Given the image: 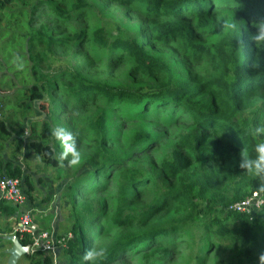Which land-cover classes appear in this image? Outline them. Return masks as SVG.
Listing matches in <instances>:
<instances>
[{
  "label": "trees",
  "instance_id": "16d2710c",
  "mask_svg": "<svg viewBox=\"0 0 264 264\" xmlns=\"http://www.w3.org/2000/svg\"><path fill=\"white\" fill-rule=\"evenodd\" d=\"M91 1L0 0V151L14 149L0 166L1 175L23 180L32 199L30 177L12 159L26 141L53 169L55 180H68L62 194L70 205L73 239L63 253L65 264H84L85 247L93 249L111 224L120 234L104 249L99 264H175L180 257L186 258L182 264H204L214 251L224 253L218 264H260L264 205L250 214L230 207L255 192L258 184L239 161L243 151H251L245 129L264 121V49H257L251 39L258 31L256 24L264 21V0H105L100 7ZM114 5L129 8L133 15L132 6L143 7L146 14L139 16L138 26L145 27L149 37L142 40L140 31L121 19L115 27L102 26L100 22L113 14L107 8ZM218 7L224 15L221 23H217ZM232 19L240 31L231 37L227 25ZM176 39L195 63L205 55L215 62L214 72L201 85L203 92H194L191 82L175 76L169 64L147 48H162ZM87 43L103 48L108 64L119 65L130 57L133 69L148 80L127 87L108 84L99 75L88 77L79 60ZM246 44L250 56L244 55ZM90 56L94 55L88 52V63H93ZM9 90H14L11 95L5 93ZM99 98L106 100V107H137L152 101L148 105L154 114L170 110L175 103L194 115L197 128L172 143L168 158L153 167L162 172L155 178L152 166H135L139 157L114 152L119 135L110 128L107 109L92 116L87 112L69 116L66 124L57 116ZM58 125L73 126L83 150V162L71 176L66 175L67 163L60 159L59 145L50 135ZM19 127L30 131L27 139L16 140ZM151 138L149 131L139 130L133 145L141 147L154 141ZM128 158H132L130 166ZM151 192L150 209L156 206V214L162 216L147 217V208L133 215L135 200ZM110 201H116L111 215ZM0 212L17 217L20 208L2 200ZM92 220L98 227L93 236L88 225ZM16 234L23 246L30 243L27 236ZM27 256L36 261L35 256ZM50 261L47 257L44 263Z\"/></svg>",
  "mask_w": 264,
  "mask_h": 264
},
{
  "label": "rangeland",
  "instance_id": "374dc122",
  "mask_svg": "<svg viewBox=\"0 0 264 264\" xmlns=\"http://www.w3.org/2000/svg\"><path fill=\"white\" fill-rule=\"evenodd\" d=\"M104 1L105 0H92L91 4H94L96 7H100L104 4ZM132 7V12L136 15L131 14L129 8L122 9V7L118 5L108 7L107 9L112 11L114 15L112 13L107 15L100 22V24L104 27V24H109V28H112L115 27V24L118 23L121 19L123 24L133 25L136 31H140L141 39L146 40L149 35L144 32L145 27L141 28L140 26H138V22L140 21L139 16H142V14L145 15L146 12L144 11L143 7H139L138 5ZM216 12L218 13L217 23H221L224 19L222 8L218 7ZM120 13H122V16L120 15ZM83 14H85L86 16L89 15V13H82V15ZM112 34H116V31L112 30ZM248 43L251 49L250 41ZM86 46L87 49L82 50L79 60L82 64L81 68L85 72L84 74H88V77L93 79L96 75H99L101 77V80L106 81L108 84H118L127 87H129V85L136 83L139 84L148 80L146 76L133 69V60L130 59V57H128L127 61L125 62L122 59L119 65L115 62H110V64H108V60L104 59L103 57L105 54L103 48H99L96 44L93 43H87ZM147 48L152 49L153 52L162 57L164 61L169 64L175 76L191 82V85L195 88L194 92H196L197 90H199L198 93L203 92V89H201L202 83L209 76H211V73L215 70V62L211 57L207 55L203 56L200 63H195L194 58L183 52V48L179 39H176L171 44L162 48H152L150 45H148ZM88 52L94 55L90 56V59L94 61L93 63H88ZM243 52L245 56L251 55L247 44L246 48L243 49ZM13 91L14 90H9L5 93L11 95ZM97 101L98 102L95 103L90 102L91 104L82 106L81 109L79 108L76 110H64L63 112L61 111L65 115L57 114V116L62 123L66 124V119H69V116H74L75 118H77L76 116H78L79 114H82L84 116L87 115L85 114L86 112L92 116L102 108L107 109L109 111L108 119L110 120V128L116 129L118 131L117 134L119 135V141L117 143H114L118 149H114V152L122 151L126 152L127 154L131 152V154H133L132 157H139L136 159L137 161L135 162V166L144 165L146 163L147 165L152 166V170L154 168H158L161 160L168 158L167 154L170 153L174 148V144L179 135L188 133L190 130H194L197 128V125L194 122V115L191 112H187L186 109L177 106L175 103L172 105V108L170 110H159L157 114H154L152 112L153 107L151 105H148L152 101L140 103L142 105H139L137 107H132L133 105L131 107H106V105L108 104L105 99L99 98ZM251 102L253 101H248L247 103L250 104ZM153 104L154 103H152V105ZM149 107L151 108L146 110L145 112L140 113L142 110H145ZM125 114H129L131 116V121H129L130 118L128 115L127 117L124 116ZM36 115L39 114L37 113ZM30 122L31 120L27 123L28 126H30ZM65 127L72 130L71 128L73 126L69 127L68 125H65ZM21 128L22 127L18 128L19 132L16 135V140L18 138H26L30 135V131H26ZM139 130L149 131L152 135V138L149 140L154 141L147 140L146 143H143L141 145V147H139V145H133V136ZM149 143L152 144L148 145ZM172 143L174 144L172 145ZM78 146L80 147V144H78ZM81 146L84 147L85 145L81 144ZM148 146H152V148L147 149L142 153V149H146ZM13 150L14 149L9 146L7 148H3L0 151V165L4 164V160L7 156L8 158L11 157ZM81 152L83 155L82 148ZM12 159L18 164L22 165V168L25 170L27 175H29L31 184L34 188L31 193L33 196L30 200V196L26 191V189H28V186L23 182V180L19 179V183L21 184L20 188L27 199V204H24L22 208L30 210L39 223H44L46 225V228L52 230V232H54L55 234L63 235L68 233V231L70 232L69 225L72 220L70 205L68 204L66 197H64L62 194L65 188L64 186L68 182V180L66 179L63 182H60V179L55 180L54 177L56 174L52 172L53 169L47 167L42 163L41 158L29 148L26 141L23 142L21 150L17 151L14 158ZM127 160V166H130L132 158H128ZM86 167V165L83 166L84 169H86ZM72 172H74V168L68 167L66 175L71 176ZM152 172L153 174H155V178L162 174V172L158 169H155ZM1 173L2 172L0 167V176ZM79 197L81 198V196ZM128 197L130 198L129 195L126 196V198ZM139 198L140 199H136L133 204V215H135L136 212H141L146 208L147 217L148 215H154L159 211L156 206L153 209H150V206H152L153 204L154 193L151 192L147 196H141ZM115 202L116 201L109 202V206L107 207L109 215H111V213L116 209ZM46 206L48 207V211H42L43 208L46 209ZM45 212H49L50 214L48 222L41 220L46 219L43 218L47 214ZM161 213L162 212L156 214V218L161 217ZM88 225L89 227L91 226L90 229L93 232V236L95 234V229L98 227L94 225L93 220L89 221ZM103 229L104 227L101 228V230ZM104 230L105 231L99 236V240L95 242L93 249H106L108 245L113 242L120 234V230L112 224L109 225V229ZM66 248L68 247H62L59 252V264H65L66 262L65 256L63 255ZM85 250L87 251L88 247H85ZM186 250L187 249L184 248L182 251ZM210 255L211 256L204 264H218L219 260L224 258V253H218L217 251H214ZM20 258L19 259L21 260V262L27 261L24 256H21ZM49 258L51 259L49 264H53V259L51 258V256H49ZM185 259L186 258L184 257H180L175 264H182L184 263ZM124 264L131 263L129 262Z\"/></svg>",
  "mask_w": 264,
  "mask_h": 264
},
{
  "label": "clouds",
  "instance_id": "9594fccd",
  "mask_svg": "<svg viewBox=\"0 0 264 264\" xmlns=\"http://www.w3.org/2000/svg\"><path fill=\"white\" fill-rule=\"evenodd\" d=\"M258 31L251 39L255 42L257 49H264V21L256 24ZM231 37L238 34L240 26L233 19L227 25ZM234 55L240 59L239 51L235 49ZM50 135L58 143L60 148V159L66 161L71 168L78 167L82 162L81 148L78 146L73 132L65 126L58 125L51 129ZM245 135L251 141V151H243L239 161V167L244 173L258 182L256 191L264 194V121H258L245 129ZM260 212V211H258ZM105 255L104 249H89L83 254L84 264H99ZM260 264H264V253L259 255Z\"/></svg>",
  "mask_w": 264,
  "mask_h": 264
},
{
  "label": "built area",
  "instance_id": "2783aa9c",
  "mask_svg": "<svg viewBox=\"0 0 264 264\" xmlns=\"http://www.w3.org/2000/svg\"><path fill=\"white\" fill-rule=\"evenodd\" d=\"M20 186L18 178L0 176V201L4 200L20 208L15 233H19L21 237L27 236L30 239V243L26 245L27 255L51 256L53 264H59V252L62 247H67L68 242L73 239V234L72 232L63 235L55 234L52 230L39 223L30 210L22 208L26 204L27 199ZM263 205L264 194L255 191L240 203L231 206L230 209L250 214V212L260 209Z\"/></svg>",
  "mask_w": 264,
  "mask_h": 264
},
{
  "label": "crops",
  "instance_id": "0c3cea01",
  "mask_svg": "<svg viewBox=\"0 0 264 264\" xmlns=\"http://www.w3.org/2000/svg\"><path fill=\"white\" fill-rule=\"evenodd\" d=\"M1 166V165H0ZM42 211H48V207L46 206V209L43 208ZM47 213L43 218L46 219H41L42 221L48 222L49 220V212H45ZM17 219L18 216L16 218V216L13 215H7V214H3L0 212V264H8V260L10 257V249L13 246V242L10 239L12 236H17V234L15 233V228H16V224H17ZM44 226H46L44 223H41ZM49 224V223H47ZM56 229V228H54ZM27 261L21 262V258L18 259L17 264H45L44 261L47 257L49 256H45V255H37L34 257V259L36 261H33L30 257H28L27 255L24 256Z\"/></svg>",
  "mask_w": 264,
  "mask_h": 264
},
{
  "label": "water",
  "instance_id": "95a60500",
  "mask_svg": "<svg viewBox=\"0 0 264 264\" xmlns=\"http://www.w3.org/2000/svg\"><path fill=\"white\" fill-rule=\"evenodd\" d=\"M10 239L13 242V246L11 247L9 251L10 257L8 260V264H17L18 259L21 256L26 255V246H23L20 243L19 238L17 236H12Z\"/></svg>",
  "mask_w": 264,
  "mask_h": 264
}]
</instances>
